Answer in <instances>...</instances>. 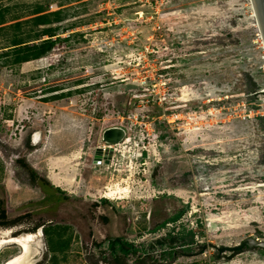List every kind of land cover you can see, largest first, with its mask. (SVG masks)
Returning <instances> with one entry per match:
<instances>
[{"label": "rangeland", "instance_id": "obj_1", "mask_svg": "<svg viewBox=\"0 0 264 264\" xmlns=\"http://www.w3.org/2000/svg\"><path fill=\"white\" fill-rule=\"evenodd\" d=\"M36 5L60 11V41L15 64L36 43ZM0 7L16 17L0 31V199L13 223L0 227V264L22 245L32 264H133L108 253L116 237L148 264H264L259 248L178 254L264 241V48L249 0ZM11 35L24 44L12 49ZM112 127L124 140L103 144ZM26 167L48 186L29 185ZM112 187L121 198L102 197ZM179 210L174 225L150 232ZM179 225L190 245L152 247Z\"/></svg>", "mask_w": 264, "mask_h": 264}, {"label": "trees", "instance_id": "obj_2", "mask_svg": "<svg viewBox=\"0 0 264 264\" xmlns=\"http://www.w3.org/2000/svg\"><path fill=\"white\" fill-rule=\"evenodd\" d=\"M28 14L32 15L29 20L34 24V26L39 27L37 30L33 31V35L29 40L30 42L36 41V43H32L30 47H27L28 50L26 54H23V52H20L21 49H18L17 51L19 52H17V55L14 59L15 64L25 63L43 57L45 54L49 53L53 49V47L60 41L59 37H57L55 34L57 27H53L54 24H58L60 22L59 10L47 12V9L43 6L36 5ZM15 19L16 17L14 15H10L8 7H0V31L11 29L13 27V24L7 23ZM51 34L56 37L49 38ZM46 36H48V38L43 39ZM6 39L10 40L8 44L9 46L13 47L12 49H16L17 45L24 44L22 39L20 37H17V35H11L10 37H6ZM19 163H21L23 167L25 166L22 161H19ZM26 170L29 185L34 186V184H37L41 190L45 189L46 186H48L46 181L38 177L33 169L26 167ZM54 190L58 191L59 189L54 188ZM106 203V199H99L98 201H96V204ZM181 215L182 210L177 211L171 217L166 218L158 223L150 232L153 233L159 229H162L166 224L174 225ZM11 226H13V223L12 221L6 220L3 201L2 199H0V227L7 228ZM177 229L178 230L176 233H173V228L167 229L163 238L156 240L153 243L152 247L154 245H166L168 249H171L174 246L190 245L193 242L194 238L192 231L187 230L184 232V228L181 225H179ZM107 250L115 262H117L120 258H129L133 261V264H148V262L145 261L146 258L144 259V255L146 252L121 238L116 237L107 241ZM257 250L259 252V255L264 257V250ZM238 252L239 251H235L233 253H230V255ZM165 253L166 251L161 252V254Z\"/></svg>", "mask_w": 264, "mask_h": 264}, {"label": "water", "instance_id": "obj_3", "mask_svg": "<svg viewBox=\"0 0 264 264\" xmlns=\"http://www.w3.org/2000/svg\"><path fill=\"white\" fill-rule=\"evenodd\" d=\"M249 4L252 10V14L254 16L256 29L260 34L264 48V0H249ZM122 137H123L122 130L116 127L107 128L101 134L102 142H105L107 144H114L120 141ZM206 248L213 250L215 252V256L219 257L224 253L230 254L235 251H240L242 249L259 248L264 250V241H260L255 238H246L232 246L214 245L211 243H206L198 246L197 253L189 254V253L179 252L178 254L180 256L189 257L192 255L201 254ZM172 254L175 255V252H173Z\"/></svg>", "mask_w": 264, "mask_h": 264}, {"label": "bare ground", "instance_id": "obj_4", "mask_svg": "<svg viewBox=\"0 0 264 264\" xmlns=\"http://www.w3.org/2000/svg\"><path fill=\"white\" fill-rule=\"evenodd\" d=\"M119 129H121V128H119ZM121 130L123 132V137L121 138L120 141H118L114 144H117V143L122 142L124 140L125 133H124L123 129H121ZM103 144H107V143L103 142ZM103 148L105 149L107 147L104 146ZM119 194H123V190L116 188V187H114V188L112 187V188H109L107 191H105V193L103 194L102 197L109 199V200H113L115 198H121V196L118 197ZM21 245H22V243H21ZM1 247H2V243H0V249H1ZM30 258L31 257H30L29 249H28L27 245H22V247L20 248V253L16 254L15 256L10 257L8 259L7 263H4V264H32Z\"/></svg>", "mask_w": 264, "mask_h": 264}, {"label": "built area", "instance_id": "obj_5", "mask_svg": "<svg viewBox=\"0 0 264 264\" xmlns=\"http://www.w3.org/2000/svg\"><path fill=\"white\" fill-rule=\"evenodd\" d=\"M124 131V130H123ZM110 146L108 145L107 148H109Z\"/></svg>", "mask_w": 264, "mask_h": 264}]
</instances>
